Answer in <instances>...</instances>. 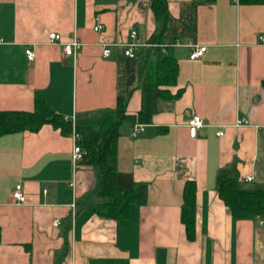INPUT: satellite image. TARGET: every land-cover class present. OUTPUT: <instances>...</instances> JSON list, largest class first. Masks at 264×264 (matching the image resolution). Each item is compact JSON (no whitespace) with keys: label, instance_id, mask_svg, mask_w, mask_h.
Instances as JSON below:
<instances>
[{"label":"crops","instance_id":"1","mask_svg":"<svg viewBox=\"0 0 264 264\" xmlns=\"http://www.w3.org/2000/svg\"><path fill=\"white\" fill-rule=\"evenodd\" d=\"M167 1L163 29L151 0H0V111H33L40 94L75 123L100 121L119 97L137 114L142 81L166 57L179 71L162 89L181 91L160 99L136 135L120 130L118 169L146 187L124 220L95 211L98 171L74 165L70 134L44 125L1 136L0 264H264V214L236 218L217 191L224 168L241 188L264 186V4ZM50 33L62 42L76 35L82 45L67 56ZM197 46L207 49L191 60ZM195 115L205 126L192 138ZM241 118L248 124L236 126ZM187 181L197 187L193 240L181 222ZM18 184L22 204L12 197Z\"/></svg>","mask_w":264,"mask_h":264},{"label":"trees","instance_id":"2","mask_svg":"<svg viewBox=\"0 0 264 264\" xmlns=\"http://www.w3.org/2000/svg\"><path fill=\"white\" fill-rule=\"evenodd\" d=\"M245 4H264V0H239ZM151 8L156 19L163 20L164 27L168 18V1L151 0ZM178 65L174 58L166 57L155 65L154 77H146L140 85L141 106L137 114L127 112L126 98L119 97L114 112L107 114L95 123H76L81 135L80 146L83 151L82 164L95 168L99 175V203L95 211L114 220L129 218L132 208L145 198V185L135 186L132 176L118 169L117 146L120 130L124 126L136 124L150 125L158 111L160 99L180 96L181 91L171 95L162 86H172L177 81ZM33 111H0V137L5 134L22 131L37 132L44 125L59 129L62 134L71 133L70 120L58 114L43 99L35 95ZM219 198L239 219L254 218L264 214V186L253 189L241 188L237 176L229 169H221L217 176ZM184 203L181 210V222L187 238L193 240L196 235L197 187L194 181H187L183 191Z\"/></svg>","mask_w":264,"mask_h":264},{"label":"built area","instance_id":"3","mask_svg":"<svg viewBox=\"0 0 264 264\" xmlns=\"http://www.w3.org/2000/svg\"><path fill=\"white\" fill-rule=\"evenodd\" d=\"M236 2H239V0H235ZM101 28V26L97 25L94 27V30L97 31ZM131 38L132 39H136V32L133 31L131 33ZM49 41L52 44H60L62 46V50L64 52L65 55L69 56V55H73L75 56L77 49H79L82 45V42L78 39V37L75 35L73 36L72 40H70L69 42H62L61 41V35L57 34V33H50L49 34ZM138 44L135 42L129 43L127 49L125 50V54L129 57H133L134 56V48L137 46ZM207 47L206 46H197L195 47L189 58L191 60H197L200 59L203 54L205 53ZM25 54L28 58V60L33 61L35 58V54L33 52L32 49L27 48L25 50ZM110 55V50L109 49H105L104 50V56L107 57ZM71 124H72V130H71V138L73 141V150H72V158H73V163L74 165L77 164L78 162H80L83 158V151L81 149L80 146V140H81V135L80 133L77 131L76 129V123H75V118L72 117L71 119ZM248 124V120H246L245 118H241L238 119L236 121V126H242V125H247ZM205 126L204 120L199 117V116H192L187 123V127H188V131H189V135L190 137L194 138L196 137L198 130L202 127ZM144 127V125L141 124H136L133 127V131L132 134L136 135L139 131L142 130V128ZM224 134V130L223 127H221L218 132L216 133V135L218 137L223 136ZM248 181H251L253 178L252 177H247L246 178ZM13 199L18 203V204H22L25 203L26 201V197L23 193V189L22 186L20 184H18L15 187V190L13 191L12 194ZM55 224H60V220L56 219L54 220ZM264 223V217L262 218V220H260V224Z\"/></svg>","mask_w":264,"mask_h":264},{"label":"rangeland","instance_id":"4","mask_svg":"<svg viewBox=\"0 0 264 264\" xmlns=\"http://www.w3.org/2000/svg\"><path fill=\"white\" fill-rule=\"evenodd\" d=\"M245 187V186H244Z\"/></svg>","mask_w":264,"mask_h":264}]
</instances>
